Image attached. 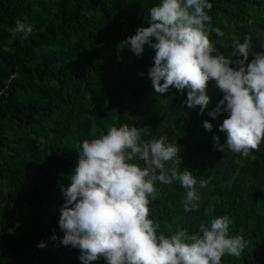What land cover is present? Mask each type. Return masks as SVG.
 <instances>
[{
    "label": "trees",
    "instance_id": "trees-1",
    "mask_svg": "<svg viewBox=\"0 0 264 264\" xmlns=\"http://www.w3.org/2000/svg\"><path fill=\"white\" fill-rule=\"evenodd\" d=\"M161 2L0 0V264H81L80 249L60 243V188L71 183L81 143L122 123L145 129V142L166 136L179 149L181 170L210 181L206 188L197 185L200 208L191 212L184 211L187 190L179 181L155 183L149 219L159 233L198 232L202 221L226 215L230 235L249 243L240 258L225 254L221 264H264V139L250 153L255 160L214 150L213 136L225 142L219 126L227 118L207 115L223 98L216 81H208L210 103L201 114L199 106H185L187 89L154 92L151 48L145 45L140 57L117 48L138 27L149 26L151 8ZM209 2L211 26L225 32L223 38L210 32L213 55H227L233 35L241 43L248 35L252 53L264 51V0ZM17 20L35 31L13 39L9 29ZM205 120L211 132L202 127ZM207 207L214 211L206 216Z\"/></svg>",
    "mask_w": 264,
    "mask_h": 264
},
{
    "label": "clouds",
    "instance_id": "clouds-1",
    "mask_svg": "<svg viewBox=\"0 0 264 264\" xmlns=\"http://www.w3.org/2000/svg\"><path fill=\"white\" fill-rule=\"evenodd\" d=\"M212 7L209 0H162L151 8L149 26L138 27L117 48H130L137 57L145 45L151 48L155 55L148 78L154 92L187 89L185 106H199L201 114L210 103L208 81H216L223 98L207 115L214 120L227 113V118L219 126L226 133L225 142L220 144L213 136L214 150L228 149L255 160L250 153L258 151L264 139V51L252 53L248 35L242 43L233 35L230 52L213 55L210 32L218 38L225 32L211 26ZM34 31V25L24 20L9 29L13 39L17 33L27 37ZM202 127L211 132L213 126L205 120ZM144 130L122 123L81 143L71 183L60 188L65 199L59 209L58 224L64 233L60 243L79 248L81 264L101 258L106 264H221L225 254L240 258L249 241L243 235H230L232 221L226 215L202 221L198 232L159 233V225L149 219V197L157 196L155 183L179 181L187 190L184 211L191 212L200 208L197 185L206 188L210 181L181 170L179 149L166 136L143 141ZM213 211L207 207L204 214Z\"/></svg>",
    "mask_w": 264,
    "mask_h": 264
}]
</instances>
